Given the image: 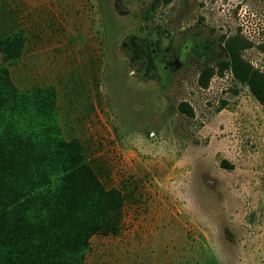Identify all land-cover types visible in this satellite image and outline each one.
Listing matches in <instances>:
<instances>
[{"label":"rangeland","instance_id":"1","mask_svg":"<svg viewBox=\"0 0 264 264\" xmlns=\"http://www.w3.org/2000/svg\"><path fill=\"white\" fill-rule=\"evenodd\" d=\"M16 33L11 83L54 88L62 137L123 200L85 264H264V109L229 71L197 83L226 39L264 74V0H0Z\"/></svg>","mask_w":264,"mask_h":264},{"label":"trees","instance_id":"2","mask_svg":"<svg viewBox=\"0 0 264 264\" xmlns=\"http://www.w3.org/2000/svg\"><path fill=\"white\" fill-rule=\"evenodd\" d=\"M237 41L222 42L224 58L203 67L197 83L206 88L214 68L229 71L264 109V74L242 59ZM23 45L19 33L0 39L2 60L17 64ZM179 110L192 114L185 103ZM122 202L80 141L62 137L54 88L17 89L0 65V264H85L90 237L118 230Z\"/></svg>","mask_w":264,"mask_h":264}]
</instances>
